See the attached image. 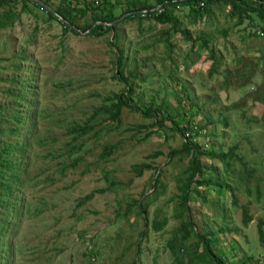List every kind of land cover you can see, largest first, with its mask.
Wrapping results in <instances>:
<instances>
[{
    "label": "rangeland",
    "instance_id": "rangeland-1",
    "mask_svg": "<svg viewBox=\"0 0 264 264\" xmlns=\"http://www.w3.org/2000/svg\"><path fill=\"white\" fill-rule=\"evenodd\" d=\"M41 1L46 6L34 0L0 5V109L5 113L0 118L3 128L16 129L1 139L25 140L29 117L35 116L17 194L23 201L15 211L19 216L10 217L6 235H0V264H206L190 254L193 249L201 255L202 236L224 264H264L258 228L264 218V91L253 88H264V34L257 32L264 17L258 9H249L240 21L229 2L213 0L196 17L189 6L178 8L176 26L135 17L120 24L114 46L113 31L99 36L71 29L92 22L103 0H91L99 8L85 16L73 12L76 25L55 8L84 7L85 0ZM118 2L120 12L127 0ZM119 48L125 81L116 76ZM128 87L118 125L105 112L89 119ZM151 104L158 118L145 113ZM15 112L23 117L20 122L13 119ZM87 119L101 130L78 139L80 150L69 153L68 128ZM175 121L202 128L196 133L198 158L203 179L213 180L193 184L183 217L178 215L180 186L191 155L183 149L187 129ZM108 143L117 148L101 159ZM233 146L238 155L233 159L208 153H226ZM11 155L16 160L19 153ZM75 157L77 163L70 164ZM223 181L235 189L237 203L215 183ZM146 202V212L139 214V203ZM245 205L253 216L248 223ZM187 215L197 232L176 255L168 240L180 233ZM165 219L164 228L155 230L154 221Z\"/></svg>",
    "mask_w": 264,
    "mask_h": 264
},
{
    "label": "trees",
    "instance_id": "trees-1",
    "mask_svg": "<svg viewBox=\"0 0 264 264\" xmlns=\"http://www.w3.org/2000/svg\"><path fill=\"white\" fill-rule=\"evenodd\" d=\"M13 0H0V5H5L8 4L9 2H12ZM158 5H160V9L157 8V4H152L149 2V0H127V5L120 11L117 12L116 9L118 7V0H103V7L100 13H96L93 15L92 22L87 24L86 26L80 27L78 26L71 28L72 31L76 33H80V30H87L89 34H97V35H105L111 31L114 32V38L111 41V43L116 46V39L118 38L119 34L118 28L120 24L128 19H133L135 17L137 18H143V17H153L156 18L159 22L163 24H173L176 26L179 23V17L176 14V11L178 8L181 6H189L193 14L196 16L202 14L205 10L207 11L210 7V3L213 0H157ZM226 2H229L231 6H233V12L236 13L238 12L240 15V21L243 20L244 13H248L249 9L250 10H256L258 9V14L262 17H264V1H259V0H223ZM240 1V4L239 2ZM37 4H39L37 1L34 0ZM201 2H203V5H201ZM247 5L251 8L244 9L243 5ZM65 5V4H64ZM96 7L99 8V6H95L94 4L91 3V0H85V6L84 7H78L77 4L72 5V3H69L65 6L59 5L55 8L56 13L59 14V16L63 17L65 20H67L70 24L76 25V17L78 14H73L75 11L77 13L79 12L81 16H85L90 10L96 9ZM147 9V14L143 15L142 10ZM92 13V12H91ZM53 14V12H52ZM54 15V14H53ZM55 16V15H54ZM56 17V16H55ZM99 21V23H97ZM65 28H70V25L64 23ZM262 30H258L259 32L262 31L264 34V25L260 27ZM206 46V43H204ZM118 46V45H117ZM118 71L119 74L116 73V76L120 77L122 81H125V78L123 76V71H122V49L119 48V54H118ZM131 93V88L128 87V90L126 93L122 92L121 94L118 95V100L113 102L110 105H102L95 109L93 113L90 115L89 119H93L94 117H97L103 112L108 113L109 118L118 125L121 121V111L123 108V105H126L127 103L125 102V97L129 99V94ZM11 95V94H10ZM35 104V103H34ZM33 104V105H34ZM145 113L147 115H156L158 118V112L155 110L154 105H150ZM5 114L4 112L1 111L0 109V117L1 115ZM13 119L16 121L20 122L23 117H21V114L19 113H14L12 115ZM11 117V118H12ZM35 116L29 117L31 120L30 128L27 131V137L25 140H18V141H10V140H2L1 135L3 132L7 131H15L16 129H8V128H3L2 126V119L0 118V235L3 237L6 235V225L9 222L8 219L12 216L18 217L19 213L15 212L18 201H23L22 197L17 199V194L22 190L21 186V179L22 175L25 173L26 168H27V161L25 159L24 163V158L26 157L25 151L28 146V138L30 134H32L33 129H34V120ZM158 122L163 123V120H158ZM176 127L182 128L183 131L186 129L190 128V126H184L181 127L179 125V122L175 121ZM100 129H96L94 124H89L88 119L84 121L83 123H75L74 125L70 126L68 128V132L70 133V140L69 142V150L68 152H76L80 150L81 144H76L75 142L82 138L84 135L88 133H94L97 131H100ZM236 147L233 146L229 149L228 152L223 153L219 152L216 153L214 151H209L208 153L212 157H220L221 161L225 160L226 158L233 159L238 157L236 153ZM117 148L116 143H108L106 144L100 154L99 157L101 159H108L111 157V155L114 153V151ZM184 151L187 154L191 155L190 159V165L187 168V174L188 177L184 180V183L182 186H180L181 190V195L179 196L180 199V204H181V210L179 211V216L183 217L184 216V211L189 209L188 206V201L190 197V193L192 191L193 184L196 183V185L201 186L203 183H207V185H210L213 180L211 178L208 179H203L204 173H203V167L201 166V162L199 161L198 158V151L196 148V145L191 143L190 141H186L184 143L183 147ZM13 151H18L19 156L14 160L13 157L16 155L12 156L11 153ZM177 152V150H173L172 153ZM78 157H75L74 163L70 164H76ZM135 165V164H134ZM137 165L134 168H137ZM141 166V165H139ZM227 168L231 166V162L227 160L226 162ZM143 167H139L138 171H142ZM66 168V166L63 167V171ZM198 175V176H197ZM199 178V179H196ZM202 177V178H201ZM159 178L157 177L154 183V190L155 195H158V191L156 188L157 183H159ZM219 184L220 188H226L231 195L234 197L235 203H237V195L235 193V189L228 185L226 182H215ZM92 194H88L85 196L83 199H87L91 196ZM139 214H143V212H146L148 208V202L146 203H139ZM253 220V216L250 214L248 206L243 207V221L245 223H248ZM167 220L159 221L155 220L154 221V228L155 230L159 231L164 228L166 225ZM258 228H259V235H260V240L262 243H264V218H260L258 221ZM180 233L177 235H174L169 238L168 244L171 247V250L173 253L176 255L183 249L182 242H185L188 240L191 236L192 232H197L195 228V224L192 221L191 217L189 215L184 217L182 219L181 226L179 228ZM198 234V233H196ZM204 240V244L202 245V253L199 255L196 253V250L190 249V254L195 257L198 260H201L205 262L206 264H224V260L222 257L214 252V249L212 247V244L209 242L207 239L208 237L202 236ZM246 256H243L242 261H245ZM239 262L238 264H240Z\"/></svg>",
    "mask_w": 264,
    "mask_h": 264
},
{
    "label": "built area",
    "instance_id": "built-area-1",
    "mask_svg": "<svg viewBox=\"0 0 264 264\" xmlns=\"http://www.w3.org/2000/svg\"><path fill=\"white\" fill-rule=\"evenodd\" d=\"M201 5H203V2H201ZM159 8L160 9V5L156 7V9ZM147 9H143V15L147 14ZM259 33V35H263L262 31H257ZM196 133L200 134L203 133L202 132V128H198L197 125H191L190 128L187 129L186 133H185V139H187V141H190L193 144H197V138H196ZM203 146L202 149H204L207 145H208V140L203 141Z\"/></svg>",
    "mask_w": 264,
    "mask_h": 264
},
{
    "label": "crops",
    "instance_id": "crops-1",
    "mask_svg": "<svg viewBox=\"0 0 264 264\" xmlns=\"http://www.w3.org/2000/svg\"><path fill=\"white\" fill-rule=\"evenodd\" d=\"M220 56L223 57L224 54H220ZM262 56L264 57V54H262ZM215 62H216V61H215ZM215 70H216V69H215ZM249 79H250V78H249ZM226 82H228V81H226ZM250 82H251V81L248 82V85H249ZM228 83H231V82H228ZM260 86H261V83H260ZM222 88H223V87H222ZM222 88H221V89H222ZM253 88H254L255 90H260V89H261V90L264 91L263 86H261V88H260V87H258V85H255ZM221 89H219V90H221ZM226 90H227V88H223V89H222V91H226ZM220 92H221V91H220ZM262 98H263L262 100L264 101V93L262 94Z\"/></svg>",
    "mask_w": 264,
    "mask_h": 264
},
{
    "label": "water",
    "instance_id": "water-1",
    "mask_svg": "<svg viewBox=\"0 0 264 264\" xmlns=\"http://www.w3.org/2000/svg\"><path fill=\"white\" fill-rule=\"evenodd\" d=\"M36 1H38L40 4L46 6V4L43 1H41V0H36Z\"/></svg>",
    "mask_w": 264,
    "mask_h": 264
}]
</instances>
